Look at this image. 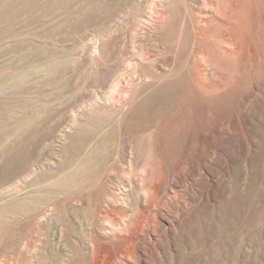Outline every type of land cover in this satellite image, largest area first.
Returning a JSON list of instances; mask_svg holds the SVG:
<instances>
[{
    "label": "rangeland",
    "instance_id": "1",
    "mask_svg": "<svg viewBox=\"0 0 264 264\" xmlns=\"http://www.w3.org/2000/svg\"><path fill=\"white\" fill-rule=\"evenodd\" d=\"M52 1L0 0V264H264V0Z\"/></svg>",
    "mask_w": 264,
    "mask_h": 264
},
{
    "label": "bare ground",
    "instance_id": "2",
    "mask_svg": "<svg viewBox=\"0 0 264 264\" xmlns=\"http://www.w3.org/2000/svg\"><path fill=\"white\" fill-rule=\"evenodd\" d=\"M54 1V0H53ZM52 1V2H53ZM181 1H183V0H181ZM195 2V1H194ZM226 2V1H225ZM228 3V2H227ZM224 4V0H200V5H198V8H199V19L201 18V17H203V18H201L200 19V21H196V25L198 24V27L200 26L201 28H205L206 26H207V24H206V21H205V17H208V15H207V13H206V10L207 9H209V8H215V10L216 11H219V10H223V6H225L226 5V3H225V5H223ZM229 4L230 3H228V6H229ZM195 6V5H194ZM233 6V5H232ZM196 7V6H195ZM212 8V9H213ZM225 9V8H224ZM231 9H232V7H231ZM60 10V9H59ZM227 10V9H226ZM196 11H197V9H196ZM213 12V11H212ZM234 12V11H233ZM233 12H232V14H233ZM215 13V12H214ZM229 14H231V13H229ZM232 14H231V16H232ZM260 14V13H259ZM160 15V14H159ZM210 15V14H209ZM212 15V14H211ZM210 15V16H211ZM216 15V14H215ZM146 16V15H145ZM227 16V15H226ZM212 17V16H211ZM214 17V19H215V16H213ZM230 17V16H229ZM228 17V18H229ZM217 18V17H216ZM227 18V19H228ZM150 19H152V18H150ZM156 19V18H155ZM208 19V18H207ZM210 20V19H209ZM218 20V19H217ZM221 20V19H220ZM211 22H215V21H212V20H210ZM209 21V22H210ZM232 21V20H231ZM231 21L229 22L228 21V23H231ZM216 22H219V21H216ZM221 22V21H220ZM219 22V23H220ZM225 22V21H224ZM223 22V23H224ZM226 23V22H225ZM239 23V22H238ZM208 24H212V23H208ZM217 26V25H216ZM225 26H226V24H225ZM199 27V28H200ZM221 27V26H220ZM224 27V26H223ZM207 29V28H206ZM208 30V29H207ZM216 30V29H215ZM228 30V29H227ZM233 30V29H232ZM262 30V29H261ZM229 31V30H228ZM194 32V36H195V38L197 39V40H199V38L200 39H202L203 38V36H204V34L202 33V30H195V31H193ZM221 34V33H220ZM212 35V34H211ZM232 35V34H231ZM218 36V35H217ZM225 36H227V34L225 35ZM233 36V35H232ZM221 37V36H220ZM209 38H211V37H209ZM223 38V37H222ZM229 38V37H228ZM233 39V38H232ZM263 39V38H262ZM225 40V39H224ZM227 40V39H226ZM210 41V40H209ZM208 41V42H209ZM228 42V41H227ZM197 47V46H196ZM200 50H202V49H200ZM200 50H199V53L201 54V56H203V55H205L206 54V52L205 51H201L200 52ZM191 54V53H190ZM208 55V54H207ZM206 57V56H205ZM137 63V62H136ZM10 73V72H9ZM123 79V78H122ZM121 80V79H120ZM126 82H127V80H126ZM121 83H125V79L124 80H121L120 81V84ZM130 83H131V81H130ZM132 84V83H131ZM130 84V85H131ZM125 85H127V84H125ZM128 86V85H127ZM118 87V86H117ZM120 87V86H119ZM115 88V87H114ZM120 88H123V87H120ZM119 89V88H118ZM121 94V93H120ZM129 96V95H128ZM119 98H120V95H119V93L117 92V90L116 91H114V89H113V91L111 92V94H110V100H111V102L113 103V104H115V105H120V100H119ZM123 103V102H122ZM95 148V147H94ZM91 153V152H90ZM88 161V160H87ZM131 161V160H130ZM87 163V162H86ZM131 163V162H130ZM79 170V169H78ZM78 173V172H77ZM64 177V176H63ZM65 178V177H64ZM69 180L70 181H72L73 180V177H72V175L71 176H68L67 177V180H64L65 181V183H68L69 182ZM67 181V182H66ZM72 184V183H71ZM30 203V202H29ZM7 208V207H6ZM111 225V224H110ZM111 227V226H110ZM113 228V227H112ZM109 231V230H108ZM105 232V231H104ZM91 243V242H90ZM92 244V243H91ZM93 246V245H92ZM97 246V245H96ZM94 247V246H93ZM22 248V247H21ZM22 250V249H21ZM20 253V252H19ZM94 253V252H93ZM15 255V254H14ZM20 255V254H19ZM22 257V256H21ZM20 260V259H19ZM102 261V260H101ZM2 263V262H1ZM21 263H22V261H21ZM4 264V263H3ZM8 264H12V263H8ZM101 264H103V263H101Z\"/></svg>",
    "mask_w": 264,
    "mask_h": 264
}]
</instances>
